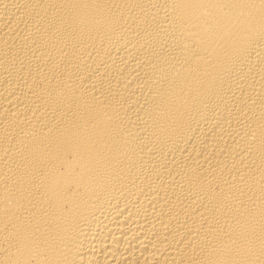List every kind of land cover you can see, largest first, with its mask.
I'll return each mask as SVG.
<instances>
[{"label":"bare ground","instance_id":"6f19581e","mask_svg":"<svg viewBox=\"0 0 264 264\" xmlns=\"http://www.w3.org/2000/svg\"><path fill=\"white\" fill-rule=\"evenodd\" d=\"M0 264H264V0H0Z\"/></svg>","mask_w":264,"mask_h":264}]
</instances>
